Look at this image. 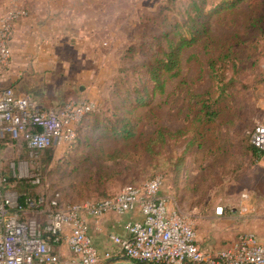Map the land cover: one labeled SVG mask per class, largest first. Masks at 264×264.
Wrapping results in <instances>:
<instances>
[{"label":"rangeland","instance_id":"obj_1","mask_svg":"<svg viewBox=\"0 0 264 264\" xmlns=\"http://www.w3.org/2000/svg\"><path fill=\"white\" fill-rule=\"evenodd\" d=\"M222 1L207 0L205 10ZM190 2L109 0L115 12H124L118 19L123 28L112 31L115 45L108 60L91 64L100 86L83 97L95 108L82 119L73 146L47 148L53 150L47 161V149L31 155L22 140L1 141L3 174L40 178L30 191L35 194L31 198L45 199L36 214L40 222H47L50 201L57 194L62 205L84 203L115 195L124 186L141 184L158 173L164 178L160 194L193 219L198 204L212 201L229 210L252 184L264 188V168L249 149L256 125L264 120V21L259 28L252 25L264 15V0H243L214 13L210 33L183 49L180 71L169 77L164 90L148 92L146 102L137 104V93L150 82L143 61L162 56L160 46L167 48L168 43L165 33L178 38L180 30L173 25L186 19L187 10L195 14ZM229 49L233 58L217 66L227 76L222 93L209 60ZM205 98L218 111L211 121L199 114ZM113 123L116 127H111ZM125 123L132 135L114 136L125 133ZM159 125L174 133L173 140L146 156L142 144ZM10 187L4 192L14 193Z\"/></svg>","mask_w":264,"mask_h":264},{"label":"built area","instance_id":"obj_2","mask_svg":"<svg viewBox=\"0 0 264 264\" xmlns=\"http://www.w3.org/2000/svg\"><path fill=\"white\" fill-rule=\"evenodd\" d=\"M27 15L16 2L0 14V74L10 65L14 23ZM94 108L87 99H69L49 108L16 93L13 87L0 88V143L22 140L31 155L52 146H71L82 119ZM252 143L264 150V120L256 125ZM4 183L0 160V264H104L111 258L154 264H264V240L252 232L239 234L219 250L202 249L197 243L196 221L171 207L160 194L162 175L84 203L62 205L57 194L50 201L46 223L36 217L45 203L43 196L21 203L15 192H4ZM109 212H139L141 218L125 222L126 236L109 235L117 246L115 251H101L94 244L89 219L98 220ZM216 212L222 214L223 208ZM63 241L70 248L69 257L54 247Z\"/></svg>","mask_w":264,"mask_h":264},{"label":"crops","instance_id":"obj_3","mask_svg":"<svg viewBox=\"0 0 264 264\" xmlns=\"http://www.w3.org/2000/svg\"><path fill=\"white\" fill-rule=\"evenodd\" d=\"M108 1L0 0V14L13 2L28 12L14 23L10 65L0 74V88L13 87L16 93L29 95L49 108L68 98L82 99L95 93L100 82L91 64L108 60L115 45L112 31L123 28L118 19L124 12H115ZM256 160L264 168V151ZM255 186L252 184L229 210L212 201L195 206L197 243L202 249L219 250L245 232L264 240V188ZM220 206L222 214L216 212ZM140 218L139 212H109L98 220L90 218L94 244L101 251H115L117 246L109 235L126 236L125 222ZM54 247L71 256L66 241Z\"/></svg>","mask_w":264,"mask_h":264},{"label":"trees","instance_id":"obj_4","mask_svg":"<svg viewBox=\"0 0 264 264\" xmlns=\"http://www.w3.org/2000/svg\"><path fill=\"white\" fill-rule=\"evenodd\" d=\"M241 1L243 0H223L220 4L213 7V9H210L209 11H206V4L207 0H191V8H194L195 14L188 11L186 19L181 23L177 21L173 25V29L176 31L180 30L177 35L179 34L178 38L176 40L169 38V33H165V37L167 39V48L164 46H160L162 49V56L151 58L149 61L145 60L143 61V64L147 67L149 78L147 82V85H144L141 92H138V96L136 97L137 104H144L146 102V99L149 97L148 92L155 93L157 91H163L164 88L167 85V81L170 76L176 75L180 71V64H181V54L183 52V49L186 46H190L196 42H198L203 36L208 35L210 33V19L213 16L214 13H217L223 8H233L236 7ZM264 21V15H261L260 17H257L253 20L252 25L257 26L259 28ZM233 51L229 49L226 51V53H221L216 58H211L209 60V64L213 72L218 74V84L221 85L222 93L225 91L226 83H224L226 76L225 71L218 72V62L221 61L223 64L225 61L230 62V59L233 58L232 56ZM233 62V61H232ZM230 80V79H229ZM137 91H140L137 89ZM142 91H145L142 93ZM209 98L203 99L201 102V108L199 111L200 117L202 116L204 119L211 121L215 119L218 116V111L215 107V103L208 102ZM125 121V120H123ZM122 122V121H121ZM111 127H116V124H112ZM128 123H125L123 128L125 130V133L121 131V133L114 132L116 137H122L127 138L130 135H132V132L127 129ZM80 128V127H79ZM174 133L165 126L159 125L153 132V135L148 138L147 141H145L143 146V151L146 156L155 155V152L159 149H164L167 145H169L170 142H172V137ZM192 142L188 144V146L191 145ZM194 143V142H193ZM71 145L70 147H72ZM253 154L256 156L259 155V153L263 152L264 150L256 147L253 143H251L249 148ZM47 155L45 157V160L49 161L52 158V149H47L46 151ZM180 157L178 162L174 164V168L177 170L180 168ZM166 162H169L168 159H166ZM171 165L172 163L169 162ZM159 175L155 174L151 178H154L155 176ZM13 176V175H12ZM9 172H4L5 177V186L4 188H10L13 190V192L16 193L18 196V199L21 203L25 202V199L31 196H35V194L31 193V189L33 186H36L38 183L33 182L34 179L38 178V176L34 177L33 179H23V178H17L12 177ZM150 178V179H151ZM40 181V180H39ZM31 191V192H30ZM113 196V195H111ZM110 195H107L106 197H111ZM145 264H154L150 262H143Z\"/></svg>","mask_w":264,"mask_h":264},{"label":"water","instance_id":"obj_5","mask_svg":"<svg viewBox=\"0 0 264 264\" xmlns=\"http://www.w3.org/2000/svg\"><path fill=\"white\" fill-rule=\"evenodd\" d=\"M104 264H145V263L135 261L130 258H111L108 259Z\"/></svg>","mask_w":264,"mask_h":264}]
</instances>
